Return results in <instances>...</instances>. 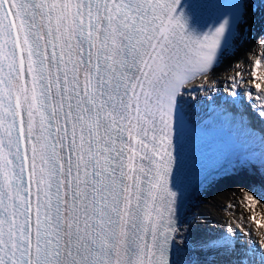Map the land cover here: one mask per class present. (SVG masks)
<instances>
[{
    "label": "snow or ice",
    "instance_id": "1",
    "mask_svg": "<svg viewBox=\"0 0 264 264\" xmlns=\"http://www.w3.org/2000/svg\"><path fill=\"white\" fill-rule=\"evenodd\" d=\"M191 8L0 0V264H264V0ZM217 115L248 150L178 188L180 137ZM247 170L223 230L192 240L184 203Z\"/></svg>",
    "mask_w": 264,
    "mask_h": 264
},
{
    "label": "bare ground",
    "instance_id": "2",
    "mask_svg": "<svg viewBox=\"0 0 264 264\" xmlns=\"http://www.w3.org/2000/svg\"><path fill=\"white\" fill-rule=\"evenodd\" d=\"M249 19L252 25V36H255L261 29V21L264 20V9L251 14ZM254 44L255 41L249 39L248 43L240 48L238 54L239 57L243 59L245 56L251 55L250 49ZM230 71V62L226 60L217 70V75L222 79L227 76ZM189 87L194 86L189 85ZM195 113H199L200 117H203L204 115L203 110L200 107L195 108L194 115ZM205 122L209 126H224L233 130L238 136V139L244 143L245 149L243 152L248 150L250 142L246 139L240 126L231 122L228 117L217 115L213 120H206ZM259 180L260 177L258 173L252 170H247L237 173L233 178L220 180L211 184L205 192L197 193L199 198H192L184 215V217L189 220H192L194 216L197 218L190 238L192 240H199L207 235L214 236L222 231L224 227L223 221L232 214L231 209H229L228 212H225L224 206L235 202L236 197L233 196V193H238V186L241 184H256ZM236 214H239L238 209Z\"/></svg>",
    "mask_w": 264,
    "mask_h": 264
}]
</instances>
